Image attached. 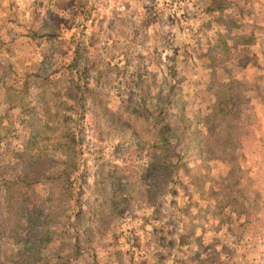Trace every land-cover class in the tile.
I'll return each instance as SVG.
<instances>
[{
    "label": "rangeland",
    "instance_id": "obj_1",
    "mask_svg": "<svg viewBox=\"0 0 264 264\" xmlns=\"http://www.w3.org/2000/svg\"><path fill=\"white\" fill-rule=\"evenodd\" d=\"M30 157L36 264H264V0H0L4 235Z\"/></svg>",
    "mask_w": 264,
    "mask_h": 264
},
{
    "label": "trees",
    "instance_id": "obj_2",
    "mask_svg": "<svg viewBox=\"0 0 264 264\" xmlns=\"http://www.w3.org/2000/svg\"><path fill=\"white\" fill-rule=\"evenodd\" d=\"M5 88L7 89V87ZM168 127L169 125L167 124L161 125L160 131L162 132V130L167 129ZM175 129L176 128L173 126L169 128L171 132L175 131ZM159 134L160 139L166 144L167 136L163 133ZM37 158L38 157L33 159L30 157L26 159L23 177L9 184L12 186H20L16 196L11 197L20 201L17 203L16 207L8 204L6 205L12 210L13 215L15 216L12 225V234L4 235L3 231L0 230V241L2 240V237H4L7 240L13 241L15 246H18L20 253L17 252L16 255L20 257H17L16 260L21 264H36L42 250L46 249L47 246L53 241L55 236L53 226L58 223V211L61 213V205L63 203L59 200V195L56 193V191H53V188H49V190L44 193V197L41 196L42 198L39 200V202L33 201V196L37 194L35 186L38 183L35 181H30L29 176L35 172L34 166L37 164ZM166 160L167 159L165 156H157V159H155V161L149 167H147L146 172L150 179L154 180L157 176H160L158 175L160 173L158 168H160L162 171L161 177L166 178L168 176V171L170 172L169 176L171 175V168L173 166ZM156 182L157 181H154L153 184H156ZM36 200L38 201V199ZM2 225L3 221L0 222V227ZM22 227H24V237H21ZM8 242L9 241H7L5 244H8ZM2 247L0 243V248L2 249ZM4 251L5 250H0V254H2ZM0 256H4L5 258L6 255L3 253V255ZM5 261V263H8L7 259ZM0 263L2 264L4 261H1Z\"/></svg>",
    "mask_w": 264,
    "mask_h": 264
}]
</instances>
